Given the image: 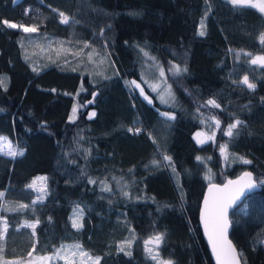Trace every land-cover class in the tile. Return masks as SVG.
Listing matches in <instances>:
<instances>
[{"label":"trees","instance_id":"trees-1","mask_svg":"<svg viewBox=\"0 0 264 264\" xmlns=\"http://www.w3.org/2000/svg\"><path fill=\"white\" fill-rule=\"evenodd\" d=\"M262 34L263 13L227 0H0V136L23 152L0 153V264L29 253L50 264H212L199 201L208 182L242 170L258 188L229 211V238L241 264H264V66L251 63ZM150 65L171 103L147 86ZM213 118L219 128L195 143L191 132L209 133ZM37 177L46 194L29 187Z\"/></svg>","mask_w":264,"mask_h":264},{"label":"snow or ice","instance_id":"snow-or-ice-1","mask_svg":"<svg viewBox=\"0 0 264 264\" xmlns=\"http://www.w3.org/2000/svg\"><path fill=\"white\" fill-rule=\"evenodd\" d=\"M229 3H231L234 7L236 6H251V7H256L258 8L261 12H264V0H259L258 3H253V0H228ZM27 14V13H26ZM60 22L61 23H67L68 22V17L64 15V13H60ZM3 23L9 27V28H17L21 27L25 32H34L36 31L35 27H25L23 25H17L15 23H10L8 21H3ZM200 31L199 35L204 36L205 31H204V22L203 20L201 21L200 24ZM261 43H264V34L261 36ZM87 46V45H86ZM252 64H257L260 63L262 66H264V57H256L251 60ZM173 68L177 73L180 72V69L177 68L175 65H173ZM161 74H163V70L161 69ZM240 83L246 85L249 89H255L256 85L254 83H250L249 79L247 76L243 78ZM133 84H135V81H133ZM0 86H3V79H0ZM139 87V85H136ZM141 95H143V90L141 89ZM147 99V97H145ZM151 102V101H149ZM207 104L212 106V107H220L214 100H208ZM75 114V108L73 110V116ZM161 115L167 117V119H174L175 117L169 113H161ZM92 116H95V113L90 114V118ZM73 117H70L72 119ZM214 122L216 126L219 128L220 122L218 120H215ZM242 122L240 120H236L234 123L230 124L228 128L225 131V135L232 136L233 130L237 128L238 125H240ZM130 132L133 131V129H129ZM136 131H139L137 129ZM199 135V134H198ZM211 139V137H209ZM0 142H2L5 146L9 148V151L3 152V149L0 148V153L11 156V157H16L18 155L22 156L23 152L22 151H17L15 149H12L10 142H8L6 137H0ZM198 143H203V141H198ZM225 152V146H221V153L223 154ZM164 159L166 161H171V158L168 156H165ZM199 160L200 157H197ZM243 163L247 164L250 163L248 160H243ZM40 180H45L46 178H39ZM246 183L242 185L239 189L236 190L235 195H225V190L228 189L229 185L233 184H240L241 181H245ZM89 183H95L94 181H89ZM261 183H264V181H261ZM36 184V181H33L29 187H34ZM244 187L252 188L255 187V184L253 183L252 179V174L250 172H245L242 177L239 178L237 181H229L228 185H225L224 188H217L215 185L210 186L209 188V195L205 197V208L202 209L201 211V220L202 223L204 224L205 227V232L206 235H208L209 242L212 245V249L214 254L217 256V261L218 264H240L239 260L237 259L238 253L236 250L233 248L231 243L227 240L226 238V232L228 228V215H227V210L231 205L235 202V200L238 198L239 193L243 191ZM103 190H108L107 187H105ZM41 193L46 194L45 189L41 187L40 189ZM2 195V193H0ZM40 199H43V195L40 197ZM19 207L24 208L27 207V205H20ZM82 216V213H77L75 214V218L72 219V227L75 229H79L82 227V224L80 223V218ZM24 227H29V228H35V224H26L23 225ZM4 231H7V226L5 224ZM34 234V233H33ZM0 238H2V235H0ZM163 237L162 235H156L149 240L145 241L146 248L145 250L149 253H152L153 249L147 247L149 244H154L155 246H159ZM77 248H79V245H76ZM125 246H121L120 250L124 251ZM127 247H131V243L129 242L127 244ZM31 255V253H29ZM86 255V254H85ZM125 255H131V252H125ZM153 259H157V255H153ZM42 259H47V258H42ZM94 264H99V258H96V261ZM163 264H171V262H163Z\"/></svg>","mask_w":264,"mask_h":264},{"label":"rangeland","instance_id":"rangeland-1","mask_svg":"<svg viewBox=\"0 0 264 264\" xmlns=\"http://www.w3.org/2000/svg\"><path fill=\"white\" fill-rule=\"evenodd\" d=\"M228 1V0H227ZM259 0H253V3H258ZM256 8V7H253ZM257 10H259L258 8H256ZM260 11V10H259ZM261 12V11H260ZM264 15V12H261ZM254 57H264V53H258L255 54ZM177 66V65H175ZM143 76L144 78H146L147 81V86L149 87V89L154 90V88H157L158 86H160L159 88L156 89V95L157 97H159L161 99V101L165 104L167 103H171V93H170V89L168 87V85H166L164 82H162V74H161V70L159 68L158 65H150V67L147 69V71H143ZM133 84L134 80H130ZM133 85H139V87H137L140 91L141 94V85L138 84L137 82H135V84ZM152 87V88H151ZM143 90V89H142ZM142 97H147V101H150V97L147 96V94H145V92L143 91V95ZM93 113L92 110H89V114ZM161 113H169L166 111H161ZM172 115V113H169ZM70 115H73V113H71ZM207 128L209 127V133L201 128H195L192 132H191V137L194 140L195 143H198V141H205L209 136H211V133L214 129V127L216 126L214 119H212L211 121L207 122L205 125ZM208 133V134H207ZM199 134V135H198ZM3 137V136H0ZM8 140V139H7ZM9 142V140H8ZM11 144V143H10ZM12 147V144H11ZM0 148L3 149V152H7L9 151V148L7 146H5L2 142H0ZM13 149V147H12ZM40 177H37L36 179H34V181H36L35 187L40 189L41 187H43V182L42 180L39 179ZM33 183V182H32ZM42 258H47V259H42ZM70 259L68 256H66L65 260ZM77 259L79 261H82V257H78L77 255ZM51 261V256L50 254H42V255H30L27 258H24L23 260H18L17 262H11L10 264H50ZM83 262V261H82ZM93 260L91 258H85V264H92Z\"/></svg>","mask_w":264,"mask_h":264},{"label":"water","instance_id":"water-1","mask_svg":"<svg viewBox=\"0 0 264 264\" xmlns=\"http://www.w3.org/2000/svg\"><path fill=\"white\" fill-rule=\"evenodd\" d=\"M245 172H250V171L242 170V171H240L239 173L235 174L232 177L225 178L221 182H208L205 185L204 189H203V192H202V195H201V198H200V201H199V206H198V226H199L200 234H201V236L203 238V241L205 242L206 249H207L209 258L212 261V264H218L217 256L213 252L212 245L209 242L208 235H206V232H205L204 224L202 223V220H201V211H202V209L205 208V197L209 195L210 186L215 185L217 188H224L225 185H228L229 181H237V180H239V178L242 177ZM245 183H246V180L245 181H241L240 184L229 185L228 189L225 190L224 194L225 195H229V196L235 195L236 194V190L239 189ZM253 183L255 184V187H252V188L244 187L243 191L241 193H239L238 198L235 200V202L231 205V207L228 208V210H227L228 221H229V211L231 209L235 208L243 200V198L246 195H248L249 193H251L252 191H254V190H256L258 188V186L254 182V180H253ZM229 230H230V221L228 223V228H227V232H226V238L231 243L233 248L235 249L234 245L232 244V242H231V240L229 238ZM237 259L239 260V257H237ZM239 262H240V260H239ZM240 264H241V262H240Z\"/></svg>","mask_w":264,"mask_h":264}]
</instances>
